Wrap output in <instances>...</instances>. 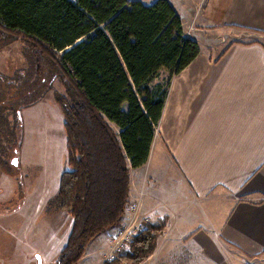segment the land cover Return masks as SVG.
Masks as SVG:
<instances>
[{
  "label": "trees",
  "instance_id": "16d2710c",
  "mask_svg": "<svg viewBox=\"0 0 264 264\" xmlns=\"http://www.w3.org/2000/svg\"><path fill=\"white\" fill-rule=\"evenodd\" d=\"M13 38L38 50L66 88L56 103L65 119L68 169L50 203L73 218L57 264H78L91 241L125 217L131 169L148 162L172 78L200 46L169 0H0V49ZM163 70L170 74L167 84L152 88ZM15 115L21 149L23 119ZM18 156L0 160L1 170L10 175L20 167ZM158 225L147 222L129 251L107 264H141L156 249L164 230Z\"/></svg>",
  "mask_w": 264,
  "mask_h": 264
},
{
  "label": "crops",
  "instance_id": "0c3cea01",
  "mask_svg": "<svg viewBox=\"0 0 264 264\" xmlns=\"http://www.w3.org/2000/svg\"><path fill=\"white\" fill-rule=\"evenodd\" d=\"M169 1L200 53L172 78L149 160L134 170L146 176L139 214L152 224L165 222L144 264H264V0ZM198 33L223 40L204 45ZM157 152L165 154L182 194L164 197L150 189L159 179V171L151 173ZM135 187L131 172L129 200ZM182 197L225 202L227 214L219 225L186 226L177 210ZM174 218L185 225L170 239ZM188 244L197 249L196 263L175 257L177 247Z\"/></svg>",
  "mask_w": 264,
  "mask_h": 264
},
{
  "label": "rangeland",
  "instance_id": "374dc122",
  "mask_svg": "<svg viewBox=\"0 0 264 264\" xmlns=\"http://www.w3.org/2000/svg\"><path fill=\"white\" fill-rule=\"evenodd\" d=\"M139 1L145 4L154 2ZM197 35L202 38L204 45L217 44L223 40L210 34ZM13 39L0 49V146L4 151H0V160L12 162L19 155L20 167L9 169L10 175L0 168V264H40L38 255L41 256L42 264H57L73 224V218L67 210L56 208L50 203L59 189L61 174L68 169L65 119L56 103L58 95L66 97L67 93L61 80L53 72L47 71L51 65L41 57L39 51L23 39ZM231 41L230 38H224L225 44ZM167 80V76L160 75L150 86L153 88L158 83L166 85ZM43 91L46 93L38 100L39 93ZM32 100L37 101L30 105ZM15 114H20L23 119L24 139L21 149V145L15 143L22 134L21 122L16 120ZM134 170L132 168L131 172H134L136 187L133 198L128 202L125 217L119 226L92 240L78 264H107L112 255H124L129 251L125 236L135 233L147 223L139 214L137 206L142 198V184L146 176L137 175ZM156 171H159L158 183L155 182V186L149 183L151 190H156L164 197L183 193L181 183L173 180L176 174L163 152H157L155 163L151 166V173ZM177 206L186 219V226L194 223L219 225L228 211L225 202L198 203L183 197L179 198ZM159 222L165 224L164 221ZM184 225V221L174 218L170 239L179 238ZM122 231H125L124 235ZM196 250L189 244L179 246L175 257L194 258L196 263ZM231 251L233 255L240 254L236 249ZM202 256L204 251L200 257L203 263ZM176 260L171 259L167 264H175ZM113 264L135 263L122 259Z\"/></svg>",
  "mask_w": 264,
  "mask_h": 264
},
{
  "label": "built area",
  "instance_id": "2783aa9c",
  "mask_svg": "<svg viewBox=\"0 0 264 264\" xmlns=\"http://www.w3.org/2000/svg\"><path fill=\"white\" fill-rule=\"evenodd\" d=\"M138 205H139V203H137V206H138ZM146 222H147V221H146ZM145 225H146V223H145ZM145 225L141 226L140 229H142ZM140 229H139V230H140ZM137 231H138V230H137ZM137 231H136V232H137ZM136 232H135V233H136ZM135 233L130 234V235L128 234V235L125 236L124 239L127 240V244H128V245H129V243L131 242V240H132L133 236L135 235ZM121 234L124 235V234H125V231H122ZM116 257H117V256H116ZM116 257H115V255H112V256L109 258V260H113V259L116 258Z\"/></svg>",
  "mask_w": 264,
  "mask_h": 264
},
{
  "label": "water",
  "instance_id": "95a60500",
  "mask_svg": "<svg viewBox=\"0 0 264 264\" xmlns=\"http://www.w3.org/2000/svg\"><path fill=\"white\" fill-rule=\"evenodd\" d=\"M37 257H38V259H39V261H40V264H42V262H41V256L38 255Z\"/></svg>",
  "mask_w": 264,
  "mask_h": 264
}]
</instances>
